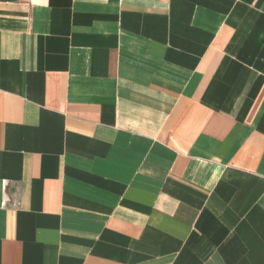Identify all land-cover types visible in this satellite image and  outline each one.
<instances>
[{"label": "crops", "instance_id": "0c3cea01", "mask_svg": "<svg viewBox=\"0 0 264 264\" xmlns=\"http://www.w3.org/2000/svg\"><path fill=\"white\" fill-rule=\"evenodd\" d=\"M0 264H264V0H0Z\"/></svg>", "mask_w": 264, "mask_h": 264}]
</instances>
